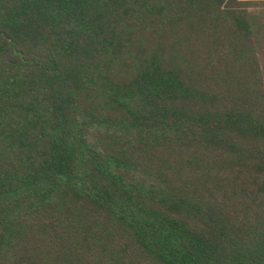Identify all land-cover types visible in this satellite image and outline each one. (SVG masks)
Returning <instances> with one entry per match:
<instances>
[{
  "label": "trees",
  "instance_id": "16d2710c",
  "mask_svg": "<svg viewBox=\"0 0 264 264\" xmlns=\"http://www.w3.org/2000/svg\"><path fill=\"white\" fill-rule=\"evenodd\" d=\"M257 8L0 0V264H264Z\"/></svg>",
  "mask_w": 264,
  "mask_h": 264
},
{
  "label": "rangeland",
  "instance_id": "374dc122",
  "mask_svg": "<svg viewBox=\"0 0 264 264\" xmlns=\"http://www.w3.org/2000/svg\"><path fill=\"white\" fill-rule=\"evenodd\" d=\"M254 14H256L255 16L259 19H261L262 21H264V9L261 8H257L256 10L252 11ZM263 49V50H262ZM261 49V60L263 62L264 65V44H263V48Z\"/></svg>",
  "mask_w": 264,
  "mask_h": 264
},
{
  "label": "crops",
  "instance_id": "0c3cea01",
  "mask_svg": "<svg viewBox=\"0 0 264 264\" xmlns=\"http://www.w3.org/2000/svg\"><path fill=\"white\" fill-rule=\"evenodd\" d=\"M243 1H250V2H264V0H243ZM256 15V14H255ZM264 24V21H263Z\"/></svg>",
  "mask_w": 264,
  "mask_h": 264
}]
</instances>
